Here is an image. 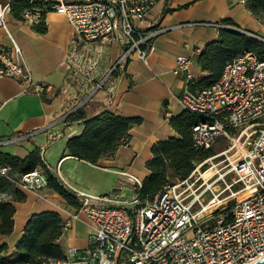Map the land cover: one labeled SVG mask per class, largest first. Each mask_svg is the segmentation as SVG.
Segmentation results:
<instances>
[{
  "label": "built area",
  "instance_id": "2783aa9c",
  "mask_svg": "<svg viewBox=\"0 0 264 264\" xmlns=\"http://www.w3.org/2000/svg\"><path fill=\"white\" fill-rule=\"evenodd\" d=\"M13 1L0 4V29H7L6 14ZM25 1L32 7L20 13L22 23L35 25L42 13L55 12L71 25L77 42H103L115 35L124 39L125 48L112 70L123 66L133 53L147 63L153 41L168 30L142 31L134 26V21L148 16L155 0ZM197 26L227 27L220 22L177 27ZM21 55L12 39L10 47H0V75L25 86L22 94L53 98L54 90L33 80ZM188 64L189 59L177 57L173 71H186ZM102 85L98 83L94 91ZM179 103L183 110L203 118L192 128L194 150L207 152L221 142L226 146L194 163L185 179L166 185L142 206L127 205L137 200L142 184L127 172H119L124 180L107 195L79 193L80 206L64 211L62 234L84 215L90 227L87 247L68 248L62 258L42 264H255L264 259V57L244 51L211 86L195 92L185 89ZM34 134L0 137V149L26 142ZM204 165L211 171L207 178ZM8 171L2 167L0 176L22 193L40 196L47 189V178L39 170L19 179L9 177ZM227 171L233 175L230 182L224 179ZM54 175L67 187L58 169ZM126 186L132 187L133 198L121 201ZM240 190L246 195L230 198ZM218 204L223 205L213 209Z\"/></svg>",
  "mask_w": 264,
  "mask_h": 264
},
{
  "label": "crops",
  "instance_id": "0c3cea01",
  "mask_svg": "<svg viewBox=\"0 0 264 264\" xmlns=\"http://www.w3.org/2000/svg\"><path fill=\"white\" fill-rule=\"evenodd\" d=\"M9 0H6V4ZM248 0H155L148 16L134 21L142 31L157 27L168 30L153 41V49L144 63L135 53L121 67L112 70L125 48V41L115 35L95 43L77 42L71 25L63 15L48 12L44 16L45 31L22 23L9 11L7 29H0V47H10L14 40L22 51L21 59L31 71L33 80L51 87L55 96L22 94L25 86L0 75V137L35 131L26 142L0 149L20 159L38 149L43 159L42 173L55 174L57 169L65 185L76 195L103 196L113 192L123 181L119 172H127L141 183L149 175L146 167L152 158L151 147L172 137L176 132L169 123L183 108L179 97L188 82L207 76L196 61V55L217 39L219 29L213 26L177 27L191 22L222 23L230 20L238 31L260 38L264 24L247 9ZM0 4H2L0 0ZM2 4V5H4ZM223 24V23H222ZM189 59L186 71L175 73V59ZM103 82L102 88L94 91ZM77 110L84 119L109 112L120 117H137L140 124L128 131V143L94 164L67 156L66 142L82 133V121L67 123L66 116ZM25 200L12 202L15 213L13 230L0 234L5 256L15 254V246L32 215L52 211L65 217L73 207L57 193L47 189L25 192ZM90 227L84 215L62 234L59 244L68 248L87 247Z\"/></svg>",
  "mask_w": 264,
  "mask_h": 264
},
{
  "label": "trees",
  "instance_id": "16d2710c",
  "mask_svg": "<svg viewBox=\"0 0 264 264\" xmlns=\"http://www.w3.org/2000/svg\"><path fill=\"white\" fill-rule=\"evenodd\" d=\"M38 6L33 5L35 8ZM28 7L32 6L27 1L16 0L11 3L10 10L17 20H20V13ZM246 7L264 24V0H248ZM44 16L42 13L36 27L39 32L45 31ZM221 22L227 27L220 28L217 39L208 43L196 55V61L207 76L188 82L187 89L191 92L214 84L222 75L224 67L244 51L264 57V42L239 32L238 26L228 19ZM78 120H83L84 129L80 135L67 140V156L91 164L100 158L111 156L119 146L126 145L129 129L141 122L137 117H120L106 111L84 119L83 115L75 110L65 118L67 123ZM201 122L203 118L200 115L186 110L169 119L177 137L160 141L151 147L152 158L146 164L149 175L142 181L138 191L141 200L151 201L166 185L185 179L193 170L194 163L214 153L213 149L198 152L192 147V128ZM2 167L9 168L7 175L12 179H19L45 168L38 149L32 150L24 159L0 152V169ZM44 175L49 192L57 193L72 207L80 206L75 194L63 186L55 175L48 172ZM1 194L10 195L13 203L25 200L24 193L14 188L13 183L3 176H0ZM13 203L0 200L1 235H9L13 230ZM62 228V218L55 212L46 211L32 215L23 230V236L15 246V254L5 256L7 247L0 246V264H42L48 259L62 258L64 252L59 244Z\"/></svg>",
  "mask_w": 264,
  "mask_h": 264
},
{
  "label": "rangeland",
  "instance_id": "374dc122",
  "mask_svg": "<svg viewBox=\"0 0 264 264\" xmlns=\"http://www.w3.org/2000/svg\"><path fill=\"white\" fill-rule=\"evenodd\" d=\"M5 1L6 0H1V2H2V4H4L5 3ZM260 36V38L262 39V40H264V35H259ZM262 42H264V41H262ZM226 146V143L225 142H221V143H219L214 149H213V152H218V151H220L221 149H223L224 147ZM207 167V165H204L203 167H202V169H204V168H206ZM209 169L208 168H206L205 169V173L203 174L204 175V177L205 178H207V177H209L210 175H211V171H208ZM15 177V176H14ZM218 185L219 186H221V184L220 183H218ZM64 186V185H63ZM8 194H9V192H8ZM8 194H6V195H8ZM133 198V190H132V187H129V186H126L125 188H124V191H123V193H122V196L119 198L121 201H127V200H131ZM8 199V197H6V196H4V198H2V197H0V200H7ZM146 202H148V201H145V200H141L139 197L137 198V200L136 201H133L132 203H129V204H127V205H140V206H142V205H144Z\"/></svg>",
  "mask_w": 264,
  "mask_h": 264
},
{
  "label": "bare ground",
  "instance_id": "6f19581e",
  "mask_svg": "<svg viewBox=\"0 0 264 264\" xmlns=\"http://www.w3.org/2000/svg\"><path fill=\"white\" fill-rule=\"evenodd\" d=\"M224 179H225L227 182H230V181L233 180V175H232L231 171H227V172L225 173V175H224ZM245 195H246V191H245V190H240V191H238V192H236V193H233V194L230 196V198H231V197H234V198L240 199V198H242V197L245 196ZM221 205H223V204H218V205L215 206L213 209H217V208L220 207Z\"/></svg>",
  "mask_w": 264,
  "mask_h": 264
},
{
  "label": "water",
  "instance_id": "95a60500",
  "mask_svg": "<svg viewBox=\"0 0 264 264\" xmlns=\"http://www.w3.org/2000/svg\"><path fill=\"white\" fill-rule=\"evenodd\" d=\"M259 40L264 41V40H262V39H259ZM255 264H264V259H262V260L256 262Z\"/></svg>",
  "mask_w": 264,
  "mask_h": 264
}]
</instances>
